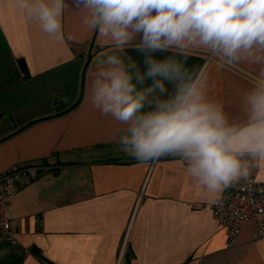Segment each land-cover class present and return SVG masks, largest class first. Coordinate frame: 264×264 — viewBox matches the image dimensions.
<instances>
[{"label": "crops", "instance_id": "1", "mask_svg": "<svg viewBox=\"0 0 264 264\" xmlns=\"http://www.w3.org/2000/svg\"><path fill=\"white\" fill-rule=\"evenodd\" d=\"M67 3L58 42L13 0H0V173L56 166L17 184L6 207L16 241L0 237V264H115L120 250L126 264H264L253 220L227 245L211 209L223 191L199 187L178 156L142 160L122 150L126 126L90 104L89 85L98 57L115 54L141 70L143 57L133 47L114 52L85 27L76 0ZM202 66L209 97L230 119H244V96L264 63L190 49L193 78ZM248 177L264 182V160L250 161Z\"/></svg>", "mask_w": 264, "mask_h": 264}, {"label": "clouds", "instance_id": "2", "mask_svg": "<svg viewBox=\"0 0 264 264\" xmlns=\"http://www.w3.org/2000/svg\"><path fill=\"white\" fill-rule=\"evenodd\" d=\"M76 4L85 27L111 41L114 52L133 47L143 57V70L115 54L98 57L89 85L90 104L126 126L119 138L124 152L142 160L178 156L211 193L247 178L251 160H264V76L244 96L246 117L236 120L209 97L206 66L195 78L185 67L190 49H207L229 63H264V0ZM13 6L56 41L64 39L67 0H13Z\"/></svg>", "mask_w": 264, "mask_h": 264}, {"label": "built area", "instance_id": "3", "mask_svg": "<svg viewBox=\"0 0 264 264\" xmlns=\"http://www.w3.org/2000/svg\"><path fill=\"white\" fill-rule=\"evenodd\" d=\"M56 166L50 163H27L11 166L0 173V237L16 241L13 221L6 216V207L12 200L16 186L22 181L34 180ZM214 216L226 229L228 246L236 244L241 225L251 219L257 236L264 237V182L252 177L233 182L223 194L211 202ZM115 264H126L120 250Z\"/></svg>", "mask_w": 264, "mask_h": 264}, {"label": "water", "instance_id": "4", "mask_svg": "<svg viewBox=\"0 0 264 264\" xmlns=\"http://www.w3.org/2000/svg\"><path fill=\"white\" fill-rule=\"evenodd\" d=\"M18 63H19V65H20V68L23 70L24 67H25L24 60H23V59H19V60H18Z\"/></svg>", "mask_w": 264, "mask_h": 264}]
</instances>
